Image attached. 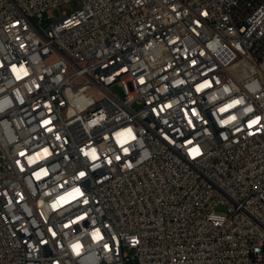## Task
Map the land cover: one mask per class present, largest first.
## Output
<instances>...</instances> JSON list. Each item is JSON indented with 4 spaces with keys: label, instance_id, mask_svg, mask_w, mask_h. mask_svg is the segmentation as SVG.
<instances>
[{
    "label": "built area",
    "instance_id": "1",
    "mask_svg": "<svg viewBox=\"0 0 264 264\" xmlns=\"http://www.w3.org/2000/svg\"><path fill=\"white\" fill-rule=\"evenodd\" d=\"M69 1L0 0V264H264V0Z\"/></svg>",
    "mask_w": 264,
    "mask_h": 264
},
{
    "label": "rangeland",
    "instance_id": "2",
    "mask_svg": "<svg viewBox=\"0 0 264 264\" xmlns=\"http://www.w3.org/2000/svg\"><path fill=\"white\" fill-rule=\"evenodd\" d=\"M82 7V1L81 0H71L69 2H65L62 3L59 8L61 12H65L67 14H71L73 11H75L76 9H79ZM55 20V16H51L49 17L48 14H45V19L43 21V25L47 26L49 24H51L53 21ZM114 89L115 91L118 92V94L122 97L123 96V89L118 86V85H114Z\"/></svg>",
    "mask_w": 264,
    "mask_h": 264
},
{
    "label": "snow or ice",
    "instance_id": "3",
    "mask_svg": "<svg viewBox=\"0 0 264 264\" xmlns=\"http://www.w3.org/2000/svg\"><path fill=\"white\" fill-rule=\"evenodd\" d=\"M81 175H83V173Z\"/></svg>",
    "mask_w": 264,
    "mask_h": 264
}]
</instances>
